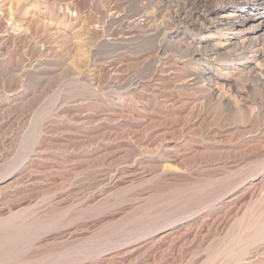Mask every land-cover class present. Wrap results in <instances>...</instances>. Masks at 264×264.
Returning <instances> with one entry per match:
<instances>
[{"label": "rangeland", "instance_id": "rangeland-1", "mask_svg": "<svg viewBox=\"0 0 264 264\" xmlns=\"http://www.w3.org/2000/svg\"><path fill=\"white\" fill-rule=\"evenodd\" d=\"M197 8L0 0V264H264V93L189 78Z\"/></svg>", "mask_w": 264, "mask_h": 264}, {"label": "bare ground", "instance_id": "bare-ground-1", "mask_svg": "<svg viewBox=\"0 0 264 264\" xmlns=\"http://www.w3.org/2000/svg\"><path fill=\"white\" fill-rule=\"evenodd\" d=\"M196 1H199L202 9L197 8L189 16L174 14L176 22L192 33H198L196 37L191 38V42L188 41V56L186 60L183 59V62L194 65L189 72V78L195 80L198 76H211V71H202L201 66L216 61L223 50L231 48V59L241 62L239 65L243 68H250L254 75L253 80H257L264 93V0H231L235 1V6L223 4L225 0ZM157 13L159 12L153 11V15ZM136 18L131 23L139 24L145 20ZM164 35L166 40L173 38L168 32ZM254 62L257 63L255 66Z\"/></svg>", "mask_w": 264, "mask_h": 264}]
</instances>
